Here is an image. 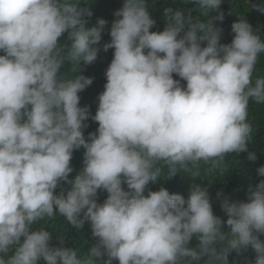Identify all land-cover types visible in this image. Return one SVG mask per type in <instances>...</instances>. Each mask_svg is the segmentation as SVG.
<instances>
[{
  "label": "clouds",
  "instance_id": "obj_1",
  "mask_svg": "<svg viewBox=\"0 0 264 264\" xmlns=\"http://www.w3.org/2000/svg\"><path fill=\"white\" fill-rule=\"evenodd\" d=\"M185 2L207 19L169 7L164 30L150 31L147 0H123L103 44L114 54L91 117L98 128L86 140L90 112L78 93L93 79L58 72L65 61L76 72L96 61L108 21L86 27L92 11L81 0H0V264H98L105 255L104 264H229L231 251L249 247L264 264V179L249 185L246 200L221 201L227 232L207 186L191 185L187 198L147 190L161 162L174 176L247 152L249 103L264 104V76L253 79L264 40L240 18L222 44L215 22L224 20V0ZM251 7L264 13V3ZM65 33L70 47L59 42ZM81 147L83 167L69 179ZM257 174L264 177V166ZM62 181L71 189L56 194ZM98 190L108 194L103 203ZM57 213L77 229L90 223L98 242L87 256L51 246L52 233L34 227Z\"/></svg>",
  "mask_w": 264,
  "mask_h": 264
},
{
  "label": "trees",
  "instance_id": "obj_2",
  "mask_svg": "<svg viewBox=\"0 0 264 264\" xmlns=\"http://www.w3.org/2000/svg\"><path fill=\"white\" fill-rule=\"evenodd\" d=\"M84 2L81 0L79 6H87L92 11V15L85 18L88 21L86 27L91 28L95 26L99 19L108 21L107 26L102 32L100 45H98L100 51L98 52L96 61L92 64L81 62L79 72H76L78 70L77 64L65 61L58 72V76L64 75V79H70L73 75H83L93 79V83L90 86L78 93L80 96V106H87L90 112L89 119L85 121L88 126L82 130L87 140L89 133H95L98 128V122L92 120L91 117L96 113L98 96L104 91V85L107 82L105 72L114 54V49L111 48L105 52L103 44L109 43L111 40L109 29L112 21L116 19L114 13L123 6V0H84ZM257 2L264 3V0H224V3L220 6L221 11L224 13V20L222 22H215L216 26L223 29L220 41L222 44L231 43L234 36L232 24L240 18L247 20L253 26L254 32L264 40V13L251 7L252 4ZM147 5L150 17L155 21L150 31L164 30L167 26L164 11L169 7L179 8L185 14L191 10L193 17H198L201 21L207 19L197 9V5L194 2H185V0H147ZM216 14L215 11L209 13L210 16H215ZM59 42L66 47L71 46V41L67 39V33L60 38ZM202 46H204V43H202ZM3 54V52H0V55ZM257 76H264V53H261L258 57L253 79ZM173 78L180 79L176 74H173ZM181 84L182 86H186L185 81L181 80ZM248 122L252 127V139L248 144L247 152L228 154L219 166H215L211 161H202L197 166L189 165L186 170L178 171L174 176L168 175L166 166L161 162L159 165L161 167V175L157 177L155 183H149L147 190L158 191L161 187H164L172 194H181L187 198L191 185H205L208 187L214 214L224 221L222 230L225 232L229 231V226L226 224L227 215L220 206L221 201L224 199H228L229 201L246 200L249 185H255L259 180L264 179V177L257 174V169L264 166V104L250 101ZM84 151L83 147L73 151V157L70 162L73 172L69 175V179H74L82 169ZM249 152L255 153L256 159L254 161L247 158ZM122 186L127 190L126 184ZM61 188L64 189L66 194L71 189V185L62 181L60 186L55 190L56 194H59ZM147 190L145 195H147ZM218 193L220 194L219 197ZM107 195L106 191L98 190L97 202L103 203ZM80 218H83V212L80 214ZM34 227H43L52 233L51 246L75 248L80 257L87 256V251L93 244L98 242V238L92 236L89 222L85 221L83 228L77 229L58 213L52 218H46L38 222ZM259 238L264 241V235H261ZM62 241L63 243L61 244ZM196 243L197 241L194 238L190 246L195 247ZM15 247L13 246L10 252L14 251ZM10 255L11 253H9ZM255 256L256 253L250 247L241 254H237L233 250L228 257L229 264H255ZM107 259L106 255L98 258V264H104ZM38 264H47V262L41 257ZM112 264H119V262L113 260ZM201 264H204L203 260Z\"/></svg>",
  "mask_w": 264,
  "mask_h": 264
}]
</instances>
